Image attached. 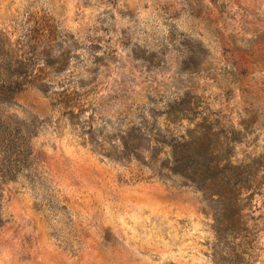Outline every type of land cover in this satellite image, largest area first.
Here are the masks:
<instances>
[{"label":"rangeland","instance_id":"374dc122","mask_svg":"<svg viewBox=\"0 0 264 264\" xmlns=\"http://www.w3.org/2000/svg\"><path fill=\"white\" fill-rule=\"evenodd\" d=\"M0 264H264V0H0Z\"/></svg>","mask_w":264,"mask_h":264},{"label":"trees","instance_id":"16d2710c","mask_svg":"<svg viewBox=\"0 0 264 264\" xmlns=\"http://www.w3.org/2000/svg\"><path fill=\"white\" fill-rule=\"evenodd\" d=\"M5 102L4 99L1 100V103ZM184 179H186L188 182H191L193 183V179L192 178H189V177H186V176H182Z\"/></svg>","mask_w":264,"mask_h":264}]
</instances>
